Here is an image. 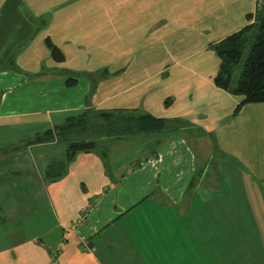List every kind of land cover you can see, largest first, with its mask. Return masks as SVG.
Returning a JSON list of instances; mask_svg holds the SVG:
<instances>
[{
  "label": "crops",
  "instance_id": "crops-1",
  "mask_svg": "<svg viewBox=\"0 0 264 264\" xmlns=\"http://www.w3.org/2000/svg\"><path fill=\"white\" fill-rule=\"evenodd\" d=\"M147 1H154V6L139 12L140 26L147 29L138 36L133 29L136 10L126 9L124 25L131 37L126 42H136L139 37L147 47L155 48L154 58L166 62L155 71L126 78L121 88L105 90L96 85L93 76L65 78L66 66L54 62L50 52H46L49 41L43 39L46 32L32 39L36 25L27 14L32 6L23 0L0 2V127H28L8 144V147L26 146L10 150L9 163H16L15 155L29 154L26 162L17 158L26 164L24 171L20 170V162L13 164L9 176L1 181L31 177L40 169L57 170L54 176H59L39 183L52 217L47 225L35 221L43 216L35 200L12 195L14 203L4 201L7 205L0 208V220L4 221L2 228L7 229L0 237V262L163 264L165 250H170L168 255L164 253L165 260L169 264L177 262V253H172L174 248L166 239L172 233L165 232L161 237V215L170 213L165 214L164 222L175 214L185 223L188 215L183 206L185 188L188 183L193 184L196 155L203 156L205 165H201V172L214 173L210 181L201 177L196 184L201 186L198 197H203L206 203L210 202L209 193L214 192L211 189L219 186L221 191L222 186L223 195L224 187L236 186L234 181L224 178L222 157H236V163L247 168L249 165L241 154L248 151L257 154V133L264 132V117L259 113L264 110V103L246 105L233 115L243 97L231 92L237 82L231 85L230 81L228 90L215 86L213 80L221 59L214 46L243 30L247 31L242 36L244 42L249 40L247 33L264 19V0H190L188 5L182 0ZM165 5H169L166 11ZM162 41H166L165 47L161 46ZM70 79L73 84L68 86L66 82ZM132 80L134 83H130ZM166 101L170 102L168 107ZM115 112H138L167 120L165 130L150 134V138H140L133 159L125 161L128 167L120 163L115 168L117 175L106 167L107 154L112 155V151L105 154L97 151L99 140L110 139L112 131L108 123L95 125L91 150L73 156L68 152V144L57 152L58 141L34 142L48 132H38L40 124H50L47 129H60L85 114L98 121L100 114ZM124 136L127 135L121 138ZM0 139L8 136L0 135ZM199 141L208 145L209 154L204 155L207 145L200 146ZM45 150L49 153L39 158L42 166H37L34 155ZM45 160L54 169H48ZM241 181L240 178L238 186L244 184ZM228 193L233 196L231 189ZM26 201V207L9 205ZM159 248L158 259L148 255ZM134 250L139 252L138 259ZM255 250L259 255H254V260L236 258L233 264H264L261 255L262 251L264 257V247ZM117 253L121 254V260L115 259ZM225 256L226 244H222V264ZM184 261L188 263V259Z\"/></svg>",
  "mask_w": 264,
  "mask_h": 264
},
{
  "label": "rangeland",
  "instance_id": "rangeland-1",
  "mask_svg": "<svg viewBox=\"0 0 264 264\" xmlns=\"http://www.w3.org/2000/svg\"><path fill=\"white\" fill-rule=\"evenodd\" d=\"M23 1L27 6H32L27 13L32 23L36 25V32L32 39L46 32L43 39L51 41V46L46 43L48 48L46 52H50L54 47L59 49L64 57L62 62L66 66L64 70L66 79L69 77L72 79L87 76L89 79L93 76L96 85L100 84L104 90L108 88L117 89L121 88L126 78L155 71L161 64L164 65L166 62V60L154 58L155 48L147 47L139 37H136V42H126V39L131 38L128 29L124 25L126 9L135 8L136 10L134 14L137 21L133 29L135 36H138L140 32L147 29L146 26H140L138 18L139 12L153 7L154 1ZM0 2H2V0H0ZM182 2L188 5L190 0H182ZM163 8L164 11H166L169 9V5H165ZM4 11L5 7L2 9V13H4ZM55 24H58V26L55 27ZM256 31V28H254L250 29V32L247 33L246 37L248 38L250 36V39L245 41L238 62L231 66V85H235L239 78L242 67L254 42ZM165 42L166 41L161 42L162 47H165ZM173 46H176L175 43ZM134 81L135 80H132L130 83H134ZM91 82L94 85L93 81ZM168 106L169 105H165V107ZM259 113L263 114L264 117V110H260ZM127 114L135 116L136 112H127ZM64 116L65 115H63V118ZM114 118L113 116L112 119ZM82 120L88 124L84 129H81ZM55 121L56 119L54 118L53 122L55 123ZM54 123H51V128ZM95 124L96 122L92 116L86 120L85 118H73L70 122V126L64 128L60 134L54 135L56 131L58 132L57 128L47 129L50 127V124H40L37 127L38 130L35 129L34 131L43 132L48 130V132H45L48 133L49 136L51 135V138L48 137V140L60 142V146L56 148L57 152H59L63 150L60 148L66 147V144L89 143L96 131ZM99 124L104 126L105 121L102 120ZM27 128L28 127L24 128L23 126L11 125L0 127V135L4 136V138L8 136V139H0V171L3 173V175L0 176V208H5L7 205L6 202L8 201L14 203V201H11L12 195L31 198L35 200L34 203L38 204L43 214V216L35 221L46 224V222H52V217L46 201V196L41 193L42 189L40 190L41 187L39 183L51 181V178H59L57 175V177L54 176L58 173L57 170L40 169L36 174H32L31 177L14 179L12 182H4L5 179L1 181L3 177L9 176V171H11L13 164L20 162V170L22 171H24L26 167L24 161L26 162V156L29 155L27 153L19 154V157L15 155L16 163L12 161L9 163L8 161V158L12 157L10 150L26 148V146L15 145L14 147H8V144L12 143L13 138L16 137L18 133H24L23 131ZM35 134L34 132L33 136ZM114 135L112 131L109 140H99L97 143V151L103 153L112 151V155L111 153L107 154L106 167L108 171L113 169V173L116 174L117 171L115 168H117L118 164L122 163L124 167H128L125 161L133 159V150L135 147H139L138 145H140L141 142L140 138L145 139L150 138V136L146 134L130 133L123 138H121L122 136L115 138ZM26 136H24V138ZM253 138L255 139V136ZM4 140H6L5 142L7 143L2 142ZM257 141V154L248 151L249 153H243L240 156L243 157L249 165L247 168H243L240 164L236 163V157L232 158L228 156L227 159H223L222 157V162L225 167L222 169H226L222 172L224 178L228 182L234 181L236 186L234 188L224 187L223 195L222 186L221 191L219 186L217 189L210 188L214 192L209 193L208 197L210 202L206 203L203 197H198L201 195V186H196V184L198 178L201 177L210 181L214 173L208 174L206 170L201 172V165H205L201 160L203 156L196 155L198 162L194 173H196L197 176L192 179L194 180L192 188H189L185 192L186 199L183 203L184 207L188 206L187 218L183 220L185 223H181V220L178 219L179 216L175 214L172 217H167L164 222L163 218L165 214L170 215V213L161 215V237L165 232L172 233V235L166 236V239L174 248L172 253H177V262L171 261L170 264H222V244H226L224 264H233L236 258L240 260H246L247 258L248 261L254 260V255H259L255 247H264V132L262 134L257 133ZM100 142L104 143L103 147L100 146ZM197 143L201 144L200 146H204V144L207 145L203 141ZM200 146H197V150L200 149ZM45 151H41V154L34 155L38 162L37 166H42V161H40L39 158L49 153V151ZM208 152L209 148L207 145L204 155ZM17 158H21L24 161H18ZM45 163L48 169H54L47 160H45ZM252 165L254 166L253 169ZM240 173L242 175H240ZM234 174H236L235 177ZM237 175L242 179L244 184L241 181L242 184L238 186L237 182L240 181V178ZM243 176L250 178V181L246 182ZM25 182L27 184L22 186L21 184ZM1 183H3V185H1ZM230 189L233 191V196H230L228 193ZM26 204L27 201L21 204L9 205L19 208L21 206L26 207ZM3 224L4 221L0 220L1 238L2 231L7 229V227L2 228ZM26 226L29 225H25V227ZM174 232L176 234H173ZM135 237L136 235H133L132 239ZM134 253L135 258L138 259L139 252L134 250ZM164 253L168 255L170 250H165V252L162 253L163 264H169L165 260L166 255ZM148 255L158 259L161 255V248L157 251L154 249L151 253H148ZM261 255L262 259H264L262 251ZM115 259L121 260V254L117 253ZM187 259L188 263L184 261ZM0 264H6V262L1 261ZM134 264L139 263L137 262Z\"/></svg>",
  "mask_w": 264,
  "mask_h": 264
},
{
  "label": "trees",
  "instance_id": "trees-1",
  "mask_svg": "<svg viewBox=\"0 0 264 264\" xmlns=\"http://www.w3.org/2000/svg\"><path fill=\"white\" fill-rule=\"evenodd\" d=\"M249 28L250 27L246 28V30ZM256 30L255 39L249 51V55L242 67L236 86L231 90L233 95L243 97V100L236 106L233 115H237L246 105L264 103V19L257 24ZM246 32L247 31L243 30L242 32L228 37L223 43L221 42L217 46H214L217 56L221 59L219 72L213 80L216 87L228 90L231 81V66L235 65L240 59L241 50L245 43L242 36ZM46 43L51 46L49 41H46ZM50 57L56 63H61L64 59L57 47L50 50ZM66 84L70 86L73 84V81L70 79ZM169 103V101H166L164 104L167 106ZM113 116L115 117L114 119H112ZM99 117H101V119L98 121L95 120L96 124L104 120L105 124L108 123L110 130L117 136L130 133L150 135L165 130L167 124V120L165 119L138 112H136L135 116L128 115L127 112H115L112 115L110 113L100 114ZM81 118H85L86 120L90 117L85 114ZM71 121L72 120H70V122ZM70 122L63 128L57 129L58 133L60 134L64 128L69 127ZM87 126L88 124L82 120L81 129ZM48 137L51 138V135L49 136L48 133H46L43 137H37L34 142L39 143L47 141ZM92 147L93 144L90 142L76 143L69 145L68 152L71 154L70 156H73L76 152L88 151L91 150ZM196 176L195 173L194 177ZM188 185L189 183L185 188V192L189 188H192V185ZM186 210L188 212V206H186L185 211Z\"/></svg>",
  "mask_w": 264,
  "mask_h": 264
}]
</instances>
